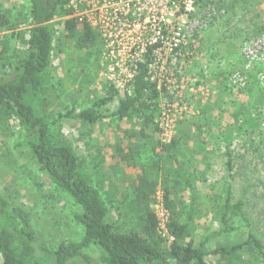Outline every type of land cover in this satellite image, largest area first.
Returning a JSON list of instances; mask_svg holds the SVG:
<instances>
[{"label": "rangeland", "instance_id": "rangeland-1", "mask_svg": "<svg viewBox=\"0 0 264 264\" xmlns=\"http://www.w3.org/2000/svg\"><path fill=\"white\" fill-rule=\"evenodd\" d=\"M107 1L97 4L96 0L93 5L95 20L90 25L98 35L93 45L80 47L77 35L53 25L55 40L43 105L51 120L67 109L90 107L105 96L111 83L123 95L131 89L134 61L141 60L152 43L157 45L152 50L150 77L161 93L152 125L114 116L117 98L98 107L103 118L94 123L73 118L59 122L78 158L91 169L115 227L133 226L134 211L125 202L134 197L133 184L143 176L157 183L154 209L163 226L168 213L162 184L175 181L178 188L169 196L191 212L196 243L203 240L209 248L246 239L249 229L239 218L228 229L219 220L231 185L232 201H245L250 229L264 242V31L250 36L242 31L251 28L244 29L251 21L264 25V12L256 5L242 20L243 11L237 10L221 16L216 24L189 25L190 18L200 14L199 6L187 19L173 0H131L129 6L116 0L111 9ZM88 4L92 10L91 0L74 2L80 12L87 11ZM99 5L102 9H97ZM0 9L13 25L0 29V78H6L25 54L30 2L0 0ZM177 27L186 29L187 40L174 47L171 41ZM164 109L173 119L168 139L159 127ZM180 131L187 137L182 138ZM22 135L14 119L0 114V194L12 207L27 211L32 228L51 248L64 240H80L83 228L72 217L78 207L69 195L55 189L28 149L17 145ZM176 136L179 152H172V164L162 156ZM225 144L232 149L231 172L222 153ZM84 250L92 257L90 264H102L98 246L91 244Z\"/></svg>", "mask_w": 264, "mask_h": 264}, {"label": "trees", "instance_id": "trees-1", "mask_svg": "<svg viewBox=\"0 0 264 264\" xmlns=\"http://www.w3.org/2000/svg\"><path fill=\"white\" fill-rule=\"evenodd\" d=\"M69 1L29 0L25 54L8 77L0 78V114L15 120L23 131L17 145L28 149L55 189L72 198L78 207L72 211V217L82 226L83 236L78 241L64 240L51 248L32 228L27 211L12 207L0 194V264H90L92 257L84 249L91 244L99 247L98 258L102 264H264V242L250 229L251 219L245 212V201H232L231 185L225 191L219 220L223 228L228 229L239 218L249 229L246 239L209 248L205 247L203 240L196 243L192 237L191 212L184 211L169 196L178 185L175 181L168 183L165 180L162 184L163 205L168 217L166 233H163L154 209L157 183L143 176L133 184L134 197L125 202L127 209L134 211L133 226L124 230L115 227L110 208L93 182L91 169L78 158L59 122L62 118H73L94 123L103 118L98 107L117 98L114 116L122 119L134 117L143 125H152L160 91L156 81L150 78L148 65L152 57L149 51L137 63L130 80V92L125 90L121 95L111 83L105 96L90 107L80 111L70 108L48 119L43 103L55 40L53 25L57 23L69 35H77L80 47L93 45L98 38L88 22L73 15ZM254 1L197 0V6L201 12L211 11L208 23L216 24L221 16L237 10L243 11L239 19L242 20L243 15L254 9ZM12 27L10 19L0 9V29ZM245 27L251 28L246 32L242 30L243 36L259 35L264 31V25L256 22ZM177 139L174 137L166 145L163 161L175 163L172 152L178 147ZM222 152L226 156L225 166L231 172L232 149L225 144ZM184 215L186 218H182ZM245 252L249 253L246 258L243 257Z\"/></svg>", "mask_w": 264, "mask_h": 264}, {"label": "built area", "instance_id": "built-area-1", "mask_svg": "<svg viewBox=\"0 0 264 264\" xmlns=\"http://www.w3.org/2000/svg\"><path fill=\"white\" fill-rule=\"evenodd\" d=\"M76 1H77V4H78V3H80L83 0H70L69 1V4H71L70 6L73 9V15L77 16L80 21L84 20V21H86V22H88L89 24L92 25L93 20H95L94 19L95 16H94V13H93V11H95V10H93V7H94L93 5L95 4L94 2L96 0H91V2H92V10L90 9V5L88 4V6L85 5V9H84V10H87V11H83L82 10L83 12L82 11L81 12L77 11V8L74 6V2H76ZM119 1H123L126 6H129L131 0H119ZM176 1H177V5L182 7V9L184 10L183 12H185L184 14H186L187 19H188V17H191V15L195 14L196 9H197V0H173V4H176L175 3ZM115 2H116V0H108L107 1V6H108L107 8L111 9L110 6H112L114 8V5H115L114 3ZM97 4H99L98 0H97ZM99 8L102 9V5H99L97 7V9H99ZM211 13H212L211 11L200 12V14H198V17H195V18L191 17L190 18L189 25H193V24L194 25H199V24L206 25L208 23L209 19H210ZM202 15H204V16H202ZM185 30L181 29L180 27H177V29L174 32V35L172 37L171 46L178 47L182 43L186 42L187 36H186ZM157 33L160 34V30H158ZM161 37L162 36H160V38ZM156 47H157V45L155 43H152L150 45V47H148V51L147 52L151 51L150 52V56L152 57V62H150L149 65H148L149 66V74H150V65L153 63L154 58H155L152 55L153 54L152 50L155 49ZM145 54H144V56H145ZM144 56H143V58H144ZM141 60L134 61V64H133V66L130 69L131 70L130 71L131 72L130 73V78H129V86L130 87H131L130 80L132 78V75L137 69V63L140 62ZM156 83H157V81H156ZM157 88H158V90L161 93L160 85L158 83H157ZM126 90H128L129 92L131 91V89H128V88ZM172 121H173V119L171 117L170 110L164 109L161 112V115H160L159 127H160V130H161V136H164L167 139L170 138V136L172 134V127H171V122ZM159 224H160V229H163L166 232L165 223H164V226H163V224H161L160 220H159Z\"/></svg>", "mask_w": 264, "mask_h": 264}, {"label": "crops", "instance_id": "crops-1", "mask_svg": "<svg viewBox=\"0 0 264 264\" xmlns=\"http://www.w3.org/2000/svg\"><path fill=\"white\" fill-rule=\"evenodd\" d=\"M254 8L256 7V5H257V7H259V8H261L262 9V11L264 12V0H255L254 1ZM252 23H254L253 21H251ZM252 23H251V25H252ZM149 126V125H148ZM152 128V127H151ZM153 129V128H152ZM180 133V136L182 137H184V138H186L187 137V135H185V133L182 131V134H181V131L179 132ZM182 137V138H183ZM183 140V142H185V139H182ZM176 149H177V147H176ZM175 151H178L179 152V150L177 149V150H175ZM174 151V152H175ZM223 153V152H222ZM137 180L138 179H136V181L134 182V183H137Z\"/></svg>", "mask_w": 264, "mask_h": 264}]
</instances>
